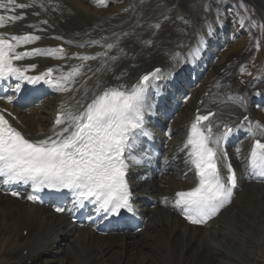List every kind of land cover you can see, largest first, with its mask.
Returning <instances> with one entry per match:
<instances>
[{
  "label": "bare ground",
  "instance_id": "1",
  "mask_svg": "<svg viewBox=\"0 0 264 264\" xmlns=\"http://www.w3.org/2000/svg\"><path fill=\"white\" fill-rule=\"evenodd\" d=\"M83 1L17 0V3L32 6L16 9L14 13L0 9V15L5 17L7 24L0 28V34L8 37L30 33L41 37L40 40L21 45L17 49L19 52L41 50L40 55L16 62L21 68L36 66L29 69L27 75H41L48 68L54 70L56 77L77 67L81 72L71 84V91L67 92L59 91L43 81L37 84L21 81L20 90L15 91L17 81L0 80V88L11 98V102L9 99L0 101V114L26 138L42 140L53 135L52 130L61 111H83L94 95H99L105 88L120 85L130 88L142 75L157 68L161 69L160 79L155 81V87L148 94L151 108L145 115V127L151 133V138L142 137L137 150L147 151L151 160L141 166L134 165L129 171L134 205L141 214L142 229L139 232L132 231L125 224L120 230L110 229L107 234H99L92 227H80L73 221L78 210L66 209L63 214L58 215L52 212L50 206L32 204L25 196L13 198L8 193L10 188L0 185L1 264L13 257L15 262L9 261L11 264H90L91 254H95L97 249L101 253L103 264L110 262L112 254L118 255L116 264H128L134 258V252L130 249L136 246L139 252L151 237L148 233L158 226L173 228L175 235L174 238L171 236L166 245L165 264H172L174 257L176 264L183 260L193 263L202 246L207 250V254L205 252L206 255L200 261L202 263L214 261L216 264H246L244 251L249 246L264 243L260 237L264 231V203L256 211L249 212L252 215H249L251 220L246 221L243 215L240 216L246 201L254 203L258 199L257 201L264 202V180L251 178L245 169L246 158L253 145V139L245 130L247 122L229 137L226 145L227 154L235 167L238 184L231 205L221 211L215 220L202 227L182 221L181 211L174 206L177 192L188 190L198 183L195 171L185 164V152L181 151L196 112H215L212 118L214 124L237 127L247 116L253 125L256 122L264 125L259 118L264 110V72L257 79L254 78L255 83L249 84H255L258 88H254L252 96L248 98L251 89L248 87L244 89L245 92H240L232 74L221 70L228 51L226 49L233 40V28L230 24L234 22L237 11L235 0L221 4L216 10L212 6L211 10L209 8L214 0L210 4L206 0H136L128 4L123 11L124 15L118 18L117 8L108 11L104 8L105 5L103 7L97 4V0ZM254 4L255 14L260 9L264 10V0H255ZM247 5L243 3L241 8L248 13ZM97 6L100 9H94ZM192 8L198 9L197 13L204 21L200 28L191 27L194 21L189 10ZM97 11L98 16L95 15ZM21 14L24 17L21 20L12 22L7 19L9 15ZM237 19H240L239 31L242 30L246 36L251 35V20L243 18V15L237 16ZM124 20L131 23L132 28L122 24ZM140 25L141 28L133 31ZM125 35L127 38H123ZM201 37L204 43L198 57L183 62L187 59L189 50L198 44ZM246 40L232 48L231 54L244 58L251 51ZM108 44H113L114 47L109 49ZM58 48L64 49L63 58L48 55L50 50ZM85 56H95L96 59H80ZM113 56L117 57L115 61L111 59ZM243 64L242 60H236L237 67H244ZM260 70L264 71V68ZM242 77L237 76L236 80ZM226 80L232 81L225 83ZM9 88L14 91L10 92ZM234 94L243 96L244 107L235 99H230L236 97ZM20 98L23 100L18 103ZM228 101L230 104L227 105ZM30 104L33 108L27 109ZM220 130L222 128L216 129ZM168 131L170 138L166 137ZM149 142L161 149V157L153 156ZM220 167L222 175L226 177L227 169L223 167V162ZM235 206L237 207L233 209ZM232 211L236 215L233 216ZM222 218L225 219L223 233L220 229L212 230L211 226H217ZM202 228L205 231L197 244L199 247L195 246L197 248L193 249L190 258H183L187 253L190 254L187 249L196 241L195 232ZM251 231L259 233V236H253ZM236 238L235 244L232 240ZM173 242L176 245L171 251L169 245ZM111 250H118L120 254ZM142 256L139 257L141 260L137 259L139 262L143 261Z\"/></svg>",
  "mask_w": 264,
  "mask_h": 264
},
{
  "label": "snow or ice",
  "instance_id": "2",
  "mask_svg": "<svg viewBox=\"0 0 264 264\" xmlns=\"http://www.w3.org/2000/svg\"><path fill=\"white\" fill-rule=\"evenodd\" d=\"M97 3L104 6L105 0H97ZM31 6L17 3V0H7L6 3L0 0V9H7L10 13ZM23 18L21 14L9 15L7 19L15 22ZM6 26L5 17L0 15V28ZM261 27L264 29V25ZM40 39V36L30 33L8 37L0 34V80L17 81L15 91L20 90L21 81L29 84L43 81L59 91H71L75 77L81 75L79 67L56 77L52 68L41 75L29 76L28 70L34 69L35 65L28 68L17 66V61L41 54L40 49L24 52L17 49ZM203 43L201 37L183 62L195 60ZM107 47L111 49L114 45L108 44ZM48 55L63 58L64 49L50 50ZM111 59L115 61L117 57ZM160 72L161 69L157 68L143 75L130 88L125 85L105 88L99 95H94L83 111H61L52 130L53 135L42 140L26 138L0 114V185H30L34 192L68 190L74 194V207L83 208L85 202H91L97 206V212L114 215L121 210L134 212L127 175L130 167L141 166L151 160L147 151L137 150L142 137L151 138L145 127V115L151 108L149 91L160 79ZM7 99L11 102L10 97ZM230 99L238 101L241 107L245 106L243 97ZM214 116L212 112L201 115L198 111L181 149L185 152V164L198 177V184L188 191L177 192L174 206L192 224L205 223L232 202L238 184L226 145L229 137L243 128L245 122L248 125L245 130L253 139L245 169L251 178L264 180V142L257 138L264 137V125L259 122L253 125L247 116L237 127L214 124ZM221 162L227 169L226 177L222 175ZM12 195L19 193L12 192ZM28 199L35 201L38 197L29 195ZM56 211L63 212L65 209L57 208Z\"/></svg>",
  "mask_w": 264,
  "mask_h": 264
},
{
  "label": "rangeland",
  "instance_id": "3",
  "mask_svg": "<svg viewBox=\"0 0 264 264\" xmlns=\"http://www.w3.org/2000/svg\"><path fill=\"white\" fill-rule=\"evenodd\" d=\"M78 1L84 2L83 0H78ZM134 1H136V0H105L106 4H105V7L104 6L103 7L106 10H108V11L110 9L117 8V17L116 18H118L119 16L124 15L123 11H124L125 7L128 6V4L133 3ZM190 1L191 0H189V2ZM206 1L208 2V4L211 3V0L210 1L206 0ZM254 2H255V0H235V3L237 5V11H236V15L234 17V22L230 24V27L233 28V31H232L233 40L230 41V44H229V46L226 49L228 51H227V54L224 57V63L221 65L222 66L221 67L222 72L228 71L229 73L232 74V77L235 79V81L238 84V88H240L239 89L240 92H242V93L245 92V90H246L245 88H248V87H249L248 89H251V91H249V95L247 96L248 98L252 96V90L254 88L255 89L258 88V86L255 85V84H254V86H251L249 84H251L252 82L255 83L254 78L257 79L258 75L260 73L264 72L263 70H260L261 68H264V44H263V42H264V34H263L264 29H262V27H261L262 25H264V10L260 9V12L255 14V9L254 8H255V6H256L255 4L257 2L255 4H254ZM225 3H232V0H214V3H211L209 8L211 10V6H212L214 8L213 10H216V9L219 8V6H221V4H225ZM243 3L248 4L247 5V8L249 10L248 13L241 8V5H243ZM253 5H255V6H253ZM258 6L260 7L259 4H258ZM94 9L98 10V9H100V7L97 6ZM197 12H198V9L192 8V10H189V14H190L191 17H193V21H194V22H192V25H191L192 28H194L195 26H196V28H200V26L204 22L202 17L199 16L200 14H198ZM209 13H210V11H209ZM95 15L98 16L99 12L98 11L95 12ZM241 15H243V18L246 17L247 19L251 20V22H250L251 24L249 26L250 28L247 27V29L248 28L250 30L252 29L251 30V35H249V36L244 35L242 30L239 31L240 30V27H239L240 26V22H239L240 19H237V16H241ZM246 22L247 21L245 20V23ZM121 23L122 24H126V26H130L132 28V24L128 23L126 20L122 21ZM253 25H255V26H253ZM141 27L142 26L140 25L138 28H134L133 31H135L136 29H139ZM250 30H249L248 34H250ZM227 35H229V34H227ZM246 37H247V40L245 39ZM123 38H127V35H125ZM244 40H246L245 42H246L247 45L251 46V48H250L251 51H249L248 54L244 58L232 55L231 54L232 48L237 46L240 41L242 42ZM251 40H252V42H251ZM257 45H259V46L257 47ZM236 60H242L243 63H244L243 64L244 67H237L235 65ZM242 68H243V70H242ZM246 75H249V77H247ZM237 76L238 77H242L243 76L242 79L243 78H246V79L242 80L240 78H237V80H236ZM248 78H250V79H248ZM228 79H230V78L228 77ZM228 81H232V80H228ZM228 81L226 80L225 83H227ZM225 87H227V86H225ZM9 89H10V92H11V90H13L11 88H9ZM14 90H15V88H14ZM5 91H7V90L5 89ZM233 96L239 97L238 94H234ZM8 97H10V96L9 95L7 96L5 94L4 100H2V99H0V100L5 102V100L6 101L8 100L7 99ZM241 97H243V96H241ZM245 98H246V96H245ZM248 98H246V100ZM22 100L23 99L20 98L18 103L21 102ZM228 104H230L229 101L227 102V105ZM30 108H33L32 104L27 106V109H30ZM233 113H236V111L233 110ZM259 118L263 121V124H264V110H263L262 115L261 114L259 115ZM257 200L258 199H256V201H254V203L251 202V201L249 202V200H248V202L247 201L245 202L246 205L244 206V208H243L244 210L242 211L240 216L243 215V218L246 221L249 220V219L251 220L249 215L250 216H252V215L249 212L256 211V209L258 207H260L262 205V203H264L261 200H259V201H257ZM240 202H241V200L238 201L239 204H240ZM247 205H248V208H247ZM236 207L237 206L233 207V209L236 208ZM234 212L235 211H232V213H231L233 216L236 215V212L235 213ZM232 215L226 214V216H230V217H232ZM244 216H246V217H244ZM224 218H222L223 220L221 221L223 223L220 222L219 224H217V226H215V224L212 225L211 226V227H213L212 230L216 229V231H217L218 229H220L219 231L221 233H223L222 232L223 231L222 228H223V226L225 224V222H224L225 219ZM18 223H22L23 224L24 222L23 221H18ZM221 224H222V227H221ZM219 225H220V227H219ZM24 226H26V225H24ZM155 230H154L155 232L153 231L154 233L153 232L148 233V235L151 236V237H149L147 245L145 247L142 246V248H141V250L139 252H137V249L135 248L136 246H134L133 248L130 249V250H133L132 252H134V254H133L134 258H132L130 260V263H128V264H165L164 263V259H165V256L167 255L166 245L168 244V241L171 239L172 235H173L172 237L174 238V236H175L174 235V230H173V228H166V227H160V226L156 227ZM204 231H205V229L202 228L201 230H198L197 232H195V235H196L195 237H197V238H196L195 243L193 242L191 244L192 246L193 245L194 246L192 247L190 245L188 247V249H187L188 251L187 252H190V254L187 253V256H182L183 258H185V259L190 258L193 249L199 247V245H197V244H199V240L202 239V235H203ZM251 233H252L253 236H257V235L259 236V233H257V232L255 233V231H251ZM262 233H263V235H261L260 237H262V239L264 240V231ZM25 234H26V231H25L24 235ZM110 235L115 236L117 234H110ZM225 235H228V234H225ZM230 242H231V240H230ZM232 242H234L236 244L237 243V238L233 239ZM171 244L169 246H170V250L172 251V249L175 248L176 244H175V242H173ZM195 246H197V247H195ZM201 248H202V250H201ZM200 250L201 251H200L197 259L195 260V262H193V263L192 262H187L186 263L187 260H183L180 264H200V263H202L200 261L203 258V256H205L207 254V250H206V248L204 246L200 247ZM95 251H94L95 254H91L92 260H91L90 264H103L102 260L100 259L101 253H99L98 249L95 250ZM112 251L117 252V253L120 254V252L118 250H111V252ZM111 252H109V253H111ZM205 252H206V254H205ZM141 255H143L142 256L143 258L141 257L143 259V261L139 262L138 260H141V259H139V257ZM244 255H245L244 256V260L246 261L245 262L246 264H264V243H263V245L262 244L258 245V246L255 245L253 247L249 246L244 251ZM117 258H118L117 254H112L110 262H108V263L106 262V264H116L115 259H117ZM0 259H1V257H0ZM144 259H146V260H144ZM221 259H222V257L219 259V261H221ZM9 261L10 262H15V257L10 259ZM9 261H7L4 264H11ZM176 261L177 260L174 257L173 260H172V264H176ZM0 264H1V262H0ZM28 264H30V263H28ZM80 264H81V262H80ZM202 264H216V262L209 261V262L202 263Z\"/></svg>",
  "mask_w": 264,
  "mask_h": 264
}]
</instances>
